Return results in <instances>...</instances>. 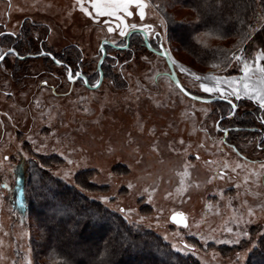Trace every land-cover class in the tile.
<instances>
[{"label": "rangeland", "instance_id": "obj_1", "mask_svg": "<svg viewBox=\"0 0 264 264\" xmlns=\"http://www.w3.org/2000/svg\"><path fill=\"white\" fill-rule=\"evenodd\" d=\"M146 3L143 21L138 14L126 19L138 30L128 44L119 35L115 18L86 17L76 0H0V33L15 34L0 36V49L15 48L21 56L29 55L24 59L9 55L0 63V160L9 157L0 167V264H26L25 257L34 264L31 240L43 221L40 213L27 216L14 206L13 169L22 153L28 156L29 165L37 167L44 159H59L57 166L43 164L41 170L66 183L73 182L80 171H94L87 180L93 188L85 191L88 197L123 217L128 215L129 224L158 234L173 250L180 249L176 252L200 264H237L238 254L240 264H246L257 251L264 236V211L259 207L264 204V139L257 133H229L227 142L254 161L237 155L215 127L218 115L229 113L230 107L183 95L166 75L169 67L163 57L145 47L139 29L152 25L147 35L150 45L151 40L160 41L177 65L222 80L239 78L240 65L225 67L226 62L216 57L201 61L192 45L216 46L224 58L238 54L243 47L254 57L264 51V41L238 42L237 38L192 29L188 31L190 47L171 35L169 18L172 23L196 22L192 7L176 0ZM85 7L92 11L90 0H85ZM259 21L258 27L264 26V16ZM109 24L112 33L107 31ZM43 51L62 63L57 65ZM213 64L219 66L213 68ZM174 69L183 86L194 94L221 96L204 93L199 87L214 81H196L178 66ZM70 73L81 77L71 84ZM240 101L237 114L253 108L248 100ZM238 122L232 118L220 125ZM225 163L229 165L226 170ZM186 164L190 165L187 177L183 175ZM219 171L227 172L225 179L218 178ZM65 172L69 173L67 180L63 179ZM213 176L217 178L211 179ZM5 183L13 190L3 188ZM246 189L253 194L246 195ZM103 197L109 203L104 204ZM39 199L32 195L33 205L45 212L37 205ZM245 201L256 210L251 218ZM120 208L131 211L121 213ZM173 212L184 213L188 226L171 222ZM241 216L243 220L238 219ZM141 217L144 221L139 225L130 222ZM228 228L233 232H227ZM105 229L107 235L111 228ZM243 231L249 237H242ZM237 233H241L239 244L220 242L234 241ZM101 238L94 235L93 240ZM257 263L264 264V256Z\"/></svg>", "mask_w": 264, "mask_h": 264}, {"label": "trees", "instance_id": "obj_2", "mask_svg": "<svg viewBox=\"0 0 264 264\" xmlns=\"http://www.w3.org/2000/svg\"><path fill=\"white\" fill-rule=\"evenodd\" d=\"M176 1L191 6L198 16L196 22L191 24L172 23L169 18L171 35L177 40L185 41V44L190 47L192 44L188 41V31L192 29L215 33L222 38H237L238 42H241L244 41V32L247 30L241 22L245 25L258 26L259 18L264 16V5L260 4L259 0H207V6H205V0ZM252 39L264 41V29L261 28V31ZM192 46L195 56L201 61L216 57L226 62L216 46L213 48H205L200 44L196 47ZM244 117L247 122L252 120L250 114ZM43 161L42 164L48 167L59 164L57 158ZM29 163V159L20 158L15 170L23 176L27 204L23 210L27 212V216H37L40 213V217L43 218L40 229L31 240L34 264H161V259L165 261V264H200L193 257L174 251L171 245L158 234L129 224L120 213L88 197L85 191H93V188L87 180L88 177L90 178V173L94 171H80L75 174L73 182L66 183L42 171L35 164L31 166ZM31 174L37 177L42 176L43 182L59 193L56 201L51 199L45 201L42 198L37 201V205L43 206L45 212L33 205L32 189L28 184ZM76 185H80L85 191L80 192ZM60 201L64 205L71 204L72 207L65 208L63 211L54 208L53 204H58ZM56 212L59 214L53 219V214ZM76 213H81L85 217L94 215L99 222L87 229L79 228L74 231L75 220L79 218ZM105 227L111 228L107 235H105ZM94 235L103 238L94 241ZM256 250L250 254L246 264H252L253 261L258 264L257 260L264 256V236L259 240Z\"/></svg>", "mask_w": 264, "mask_h": 264}, {"label": "snow or ice", "instance_id": "obj_3", "mask_svg": "<svg viewBox=\"0 0 264 264\" xmlns=\"http://www.w3.org/2000/svg\"><path fill=\"white\" fill-rule=\"evenodd\" d=\"M77 5H79V10L89 18H95V17H112L115 18L118 23L116 25V28L119 29V35L121 37H127L129 35V29L131 30H137V25L135 23L128 24L126 23L127 18H131L134 16V14H138L139 19L143 21L146 17V8L148 7V4L146 3V0H90L91 9L89 10L88 7H85V0H76ZM259 3L264 5V0H259ZM205 6H207V0H205ZM156 8H159V5L155 6ZM135 10V11H134ZM164 21L161 20V24H163ZM242 26L246 28L247 30L244 32L243 40L244 42H247L253 38V36L261 31V27L264 26H256L254 24H244L243 22ZM152 25H144L143 28L139 29L140 31H144L145 35H148V30H152ZM107 31L109 33H112L114 31V28L109 24L107 27ZM11 36L15 35L14 33H0V36ZM157 36H159L158 33H156ZM101 51H104L103 47L101 48ZM166 51V50H165ZM43 55H51L50 52L42 53ZM9 55L16 56L20 59H23V57L20 56V54L17 52L15 48H9L7 50L0 49V62L4 61ZM171 60V57H169ZM54 62L59 65L62 63L61 60L56 59L53 57ZM226 63L225 67H227L230 64H237L240 65L239 71L242 73V75L239 76V78L231 77V78H225L221 79L218 76H200L196 74L195 72H191L189 69L185 68L183 65H177L176 62L173 60L171 61L174 67H179L180 71L182 73H186L189 76L193 77L196 81H207L212 80L215 83L212 85H209L208 83H200L199 87L204 93L212 94V93H218L221 95V97L228 100L229 105L231 106V112L229 114V119H231L233 116L236 115V109L238 105L233 102L230 97H234L236 101H240L241 99L246 98L249 101L255 102V104L258 106V110H264V65L261 64V61H264V51H258L255 53V56L252 57L251 51L249 53H245V49L243 47L240 48L239 53L236 52L231 53L230 55L226 56L225 58ZM219 65L213 64L212 67L216 68ZM80 74L78 73H70L69 79L72 80L73 77L78 76ZM87 83V81H85ZM47 84V81L44 82ZM222 85H226L227 87H223ZM98 86V85H97ZM176 86L180 89L181 92H184L186 95H191V93L182 85L179 81H176ZM196 97H193L195 99ZM39 102H37V105ZM260 123L264 124V116L260 117ZM217 130H222L221 126L219 124L216 125ZM225 132V135L228 134L227 129H223ZM180 143H183L181 141ZM202 147V145H201ZM22 159H29L26 154H21ZM196 159H199V156L196 157ZM9 157L4 156L2 160H0V167H2L4 161H8ZM69 164L72 163L71 160L68 161ZM211 163V162H208ZM190 167V165H185V171L183 175L187 177L189 175L187 169ZM224 169H228L229 165L227 163L224 164ZM238 167V166H237ZM40 169H44V165H39ZM261 168L264 169V165H261ZM236 169L233 168L232 171H235ZM13 173L16 177L15 179V189L14 191L17 193V197L14 201V206H18L19 209H25L27 207L26 200H25V188H24V181L23 176L18 173L15 169H13ZM227 175L226 171H219L217 173V176L219 179L223 180L225 179ZM252 175H258L257 173H252ZM217 176H213L211 179H216ZM69 178V173L65 172L63 175V179L67 180ZM211 179L208 181L211 183ZM184 181L181 180V184H183ZM249 180H245V184H248ZM28 184L32 189V194L34 198H42L45 201H48L49 198H51L52 201H56L57 197L59 196V193L54 190L52 187L47 185L43 182L42 176H35V174H31L29 176ZM76 187L79 188L80 192H84L85 189L83 187H80V185H76ZM132 185L129 184V188H131ZM237 188L240 187V185H236ZM258 187V185H257ZM3 188L13 190L9 188L8 184H4ZM183 190V189H181ZM148 189H145V192H147ZM247 194H253L251 192V189H246V195ZM254 195H259L258 193H255ZM3 197L0 196V200H2ZM102 202L104 204L109 203L108 197H103ZM244 206H247V216L249 218L253 217L256 213V210L247 205V201L244 202ZM54 208H57L60 211H63L65 208H71V204L64 205L62 201H60L58 204H53ZM260 210L264 211V204H261ZM121 213L130 212L131 210H125L123 208L118 209ZM59 214V212H56L53 214V219L56 218V216ZM76 215L79 217L75 220V229L84 228L87 229L90 226H95L98 224V219L94 217V215H88L83 216L81 213H76ZM62 218V217H61ZM125 220L129 219L128 215H125ZM238 219L243 220V216L239 217ZM171 220L175 223H181L184 227H187V223L184 222V217L180 213L173 214L171 216ZM144 218L141 217L138 221H130L131 223H136L137 225L143 223ZM246 223H250L251 220L245 221ZM227 232L231 233L233 232L232 228H228ZM7 235V233H5ZM264 235V234H262ZM242 237L247 238L249 237V233L247 231L242 232ZM241 241V233H237V238L234 241H220L221 243H236L239 244ZM2 243V242H0ZM255 246V245H253ZM185 248L188 247V245H184ZM175 251H180V249H174ZM30 251V250H29ZM242 257L238 254L237 255V264H240ZM26 264H32L31 259H28L25 257ZM15 264V262H13ZM161 264H165V261L161 259Z\"/></svg>", "mask_w": 264, "mask_h": 264}, {"label": "flooded vegetation", "instance_id": "obj_4", "mask_svg": "<svg viewBox=\"0 0 264 264\" xmlns=\"http://www.w3.org/2000/svg\"><path fill=\"white\" fill-rule=\"evenodd\" d=\"M136 31H138V30H129V35L127 36V37H125L126 38V41L128 42V44H129V41H130V36L134 33V32H136ZM141 33H142V31H140ZM143 34V33H142ZM154 38H156V36H154ZM146 39H147V36H146ZM149 39H147L146 41H145V37H144V35H143V44L145 45V47L146 48H148L149 50H151V52H153L154 54H157V55H159V51H160V45H162V43L160 42V41H156V42H154L153 40H151V43L153 44L152 46L150 45V43H149V41H148ZM127 44V45H128ZM9 49V48H8ZM7 50V49H6ZM42 53H46V51H43ZM33 55H35V54H33ZM21 56V55H20ZM51 56V58L53 59V55L51 54L50 55ZM159 56H161V55H159ZM21 57H23V59L24 58H27V55H23V56H21ZM103 57L104 56H101V59H103ZM161 57H163V56H161ZM18 58V57H17ZM163 59H164V57H163ZM165 60V59H164ZM1 63V62H0ZM66 65V64H65ZM262 65H264V63H262ZM176 72V71H175ZM166 73V72H165ZM177 74V73H176ZM166 75H168V77L170 78V79H172L171 78V76H170V74H169V72H167L166 73ZM178 76V75H177ZM79 77H81V75H78V76H76V77H74L72 80H70L69 78V81H70V83L71 84H73L75 81H77V79L79 78ZM179 78V77H178ZM180 80V79H179ZM181 82V81H180ZM182 84V83H181ZM183 85V84H182ZM87 87H90V88H92V86L91 85H87ZM186 88V87H185ZM187 89V88H186ZM188 90V89H187ZM189 91V90H188ZM189 92H191V91H189ZM182 93V92H181ZM191 93H193V92H191ZM183 94V93H182ZM194 94V93H193ZM184 95V94H183ZM194 95H196V94H194ZM186 96V95H185ZM198 96V95H197ZM200 97H202V96H200ZM211 97V96H210ZM221 97V96H220ZM191 99V98H190ZM230 99H232L233 100V102L234 103H236L237 105H238V107H237V109H236V115L235 116H233L232 118H237L238 120H239V122L238 123H235V124H233V125H230V126H221L220 124H222L223 122H225V121H227V120H229V114H230V112H231V110H230V112L229 113H226V114H219L218 115V117L216 118V122H215V127H216V125L217 124H219L220 126H221V131H222V133H224L225 134V132L223 131V129H227L228 130V134L227 135H225L224 136V138H223V141H225L226 142V144L227 145H229L230 147H232V149H233V151H235L236 153H237V155H239L240 157H242V158H245L246 157V155L244 154V153H242L240 150H239V148L237 147V146H235V144L234 143H228L227 142V140H226V136H228L229 135V133H231V132H240V131H242V132H246V133H257L258 135H261V138H262V140L264 139V124H261L260 123V117L261 116H264V114H263V111L264 110H258V106L255 104V102H253V101H249L251 104H252V106H253V108H250V107H247V108H243L240 112H238V114H237V111L240 109V107H241V102L242 101H236L235 100V98L234 97H230ZM243 100H247L246 98H244ZM214 102H219V103H224L225 105H227V106H229L230 107V109H231V106L229 105V103L228 102H224V101H214ZM223 104V105H224ZM248 115V114H250L251 115V121L250 122H247L246 120H244V116L245 115ZM231 118V119H232ZM241 123V124H240ZM217 128V127H216ZM262 142V141H261ZM247 158L249 159V157L247 156ZM247 158H245V159H247ZM263 159V158H262ZM250 161H254V160H251V159H249Z\"/></svg>", "mask_w": 264, "mask_h": 264}, {"label": "water", "instance_id": "obj_5", "mask_svg": "<svg viewBox=\"0 0 264 264\" xmlns=\"http://www.w3.org/2000/svg\"><path fill=\"white\" fill-rule=\"evenodd\" d=\"M142 33H143V35H144V37H145V41H146V40H147V39H146V35H145L144 32H142ZM159 55L163 56L164 59H165V61H166V63L168 64V67H169V74H170V76H171V78H172L173 83L176 85V81H179V82H180V80H179V78H178V76H177V74H176V72H175V69H174V67H173V64H172L171 60L169 59L168 52L165 51V48L163 47V45H160ZM28 56H29V55H27V57H28ZM33 56H35V55H33ZM180 84H181V82H180ZM177 88H178V87H177ZM178 89H179V88H178ZM179 90H180V89H179ZM182 93H183L184 95H186L184 92H182ZM190 93H191V92H190ZM186 96L189 97V98H191V99H193V97H196L194 100L201 101V102H212V101H224V102H228L227 99H225V98H223V97H219V96H215V97H200V96L194 95L193 93H191V95H186ZM176 213H180V214H182L183 217H184V222L186 223V217H185V214L182 213V212H173V213H171L170 218H169L170 221L173 222V221L171 220V216H172L173 214H176ZM173 223H175V222H173ZM176 224H178V225H183V224H181V223H176Z\"/></svg>", "mask_w": 264, "mask_h": 264}]
</instances>
